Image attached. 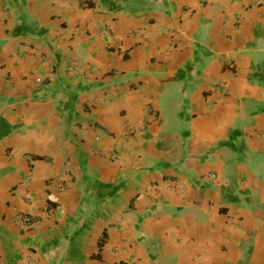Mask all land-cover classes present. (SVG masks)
I'll use <instances>...</instances> for the list:
<instances>
[{"label":"crops","instance_id":"0c3cea01","mask_svg":"<svg viewBox=\"0 0 264 264\" xmlns=\"http://www.w3.org/2000/svg\"><path fill=\"white\" fill-rule=\"evenodd\" d=\"M0 264H264V0H0Z\"/></svg>","mask_w":264,"mask_h":264},{"label":"built area","instance_id":"2783aa9c","mask_svg":"<svg viewBox=\"0 0 264 264\" xmlns=\"http://www.w3.org/2000/svg\"><path fill=\"white\" fill-rule=\"evenodd\" d=\"M23 222L28 224V223L30 222V220H29V218L24 217V218H23Z\"/></svg>","mask_w":264,"mask_h":264}]
</instances>
